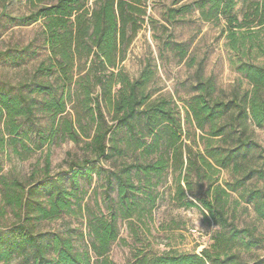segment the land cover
Returning <instances> with one entry per match:
<instances>
[{
  "label": "trees",
  "instance_id": "trees-1",
  "mask_svg": "<svg viewBox=\"0 0 264 264\" xmlns=\"http://www.w3.org/2000/svg\"><path fill=\"white\" fill-rule=\"evenodd\" d=\"M148 1L25 0L27 14L9 18L20 26L38 23L40 32L22 48L0 50V62L20 66L36 53L32 47L39 39L48 56L15 89L0 85V264H115L108 253L118 239L119 221L132 233L145 229L156 190L170 174L177 206L199 209L206 221L227 230L225 240L253 235L228 219L237 188L238 199L264 221V189L244 186L253 179L264 183V151L254 139V131L264 128V65L252 62L264 59V0H192L169 7L161 17V37ZM193 13L202 23L221 25L226 48L237 59L231 65L248 89L222 97L213 77L204 76L203 63L191 57L186 66L194 68L193 95L182 122L175 102L155 95L153 60L134 79L122 63L146 24L160 42L159 59L164 51L186 59L185 45L173 40L168 27ZM63 142L80 147L85 159L51 177L49 147ZM44 146L41 172L24 180L4 171L3 158L25 160ZM100 161L107 163L105 213L80 204V178L91 179L90 164ZM228 169L238 176L237 187L218 183L220 171ZM82 212L88 236L82 251L75 248L78 234L69 225L42 228ZM229 259L222 240L200 255L138 250L124 264H226Z\"/></svg>",
  "mask_w": 264,
  "mask_h": 264
},
{
  "label": "rangeland",
  "instance_id": "rangeland-1",
  "mask_svg": "<svg viewBox=\"0 0 264 264\" xmlns=\"http://www.w3.org/2000/svg\"><path fill=\"white\" fill-rule=\"evenodd\" d=\"M24 1L0 0V50L16 46L22 48L31 43L40 32L38 23L20 26L9 19L27 14ZM191 1L149 0L147 12L159 22L155 27L156 36L161 37L162 29L160 27L164 24L161 17L165 10ZM240 6L239 2L238 8ZM168 30L175 42L185 45L186 59L180 61L168 51H164L162 60L159 59L160 42L153 39V31L146 24L130 45L122 67L124 72L134 79L146 61L153 60L157 74V81L153 85V89H159L155 95L160 93L170 97L179 110L182 122L185 121L186 104L193 95L194 68L186 66L187 59L193 57L197 62L203 63L204 76L213 77L222 97H228L231 93L243 92L248 89L246 80L231 65V60L236 61L237 59L226 48L221 25L202 23L198 20V14L193 13L187 15L184 21L168 27ZM32 49H36V53L27 56L18 67L0 62L1 86L15 89L19 82L30 76L40 62L46 60L48 52L42 46L40 39L36 40ZM252 62L264 65L263 58H254ZM254 139L264 151V128L254 131ZM46 153L47 146H44L42 150L29 154L25 160H19L12 156L3 158L4 171L10 170L14 175L26 180L32 173L43 170ZM83 159L85 156L82 149L71 142L51 145L49 147V175L51 177L64 175L68 173V166L79 163ZM90 166L93 168L91 179L81 177L79 181L82 190L80 204L84 209L89 208L97 212V208H100L105 213V173L103 171L107 169V163L92 162ZM237 178L238 176L230 169L222 170L218 176V183L222 186L230 184L237 187L238 184L235 183ZM244 186L247 189H264V183L256 179L246 182ZM156 192V206L145 229L135 228L136 232L132 233L127 228V222L119 221L118 239L112 244L108 253V258L115 264H124L131 260L133 254L138 250L152 253L172 250L182 254L200 255L202 250L213 251L214 244L219 241L221 243L222 240L225 252L230 257L226 264H264V221L257 218L251 206H247L238 199L240 188L236 189L237 193H233L229 200L228 219L237 229H248L253 235L250 238L240 236L230 241L225 240L228 236L227 230H222L206 221L199 209L177 206L173 199L175 189L171 174L159 185ZM111 197L115 199V192L111 193ZM85 216V212L77 213L75 216H63L62 220L49 225L44 224L42 228L55 229L60 223L69 225L78 234L74 243L75 248L82 251L88 242ZM80 235L83 239H80ZM12 264H19V261L15 260Z\"/></svg>",
  "mask_w": 264,
  "mask_h": 264
}]
</instances>
